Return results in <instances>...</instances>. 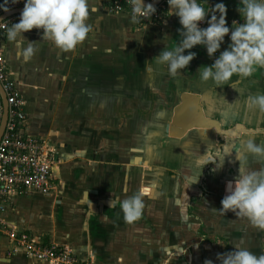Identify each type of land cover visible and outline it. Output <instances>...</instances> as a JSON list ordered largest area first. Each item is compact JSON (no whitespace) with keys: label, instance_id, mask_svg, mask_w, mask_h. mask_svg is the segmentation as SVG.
<instances>
[{"label":"crops","instance_id":"crops-1","mask_svg":"<svg viewBox=\"0 0 264 264\" xmlns=\"http://www.w3.org/2000/svg\"><path fill=\"white\" fill-rule=\"evenodd\" d=\"M215 1L243 22L238 0ZM89 4L95 9L87 21L91 30L71 51L41 41L33 29L24 36L38 42V51L25 63L6 34L0 42L1 59L25 102L29 132L42 136L60 157L55 192L16 199L3 219L82 259L91 255L96 264H171L183 184L201 183L209 160L201 157L225 156L219 170L212 164L206 185L208 191L221 185L226 194V183L238 175L240 140L264 127V114L243 106L247 95L264 93V68L224 86L204 83L197 70L215 56L209 59L195 46V58L181 75L171 76L153 58L178 41L175 16L140 26L126 12L112 13L102 0ZM253 160L248 158V167L259 168ZM137 190L144 191L145 207L139 219L128 222L120 201ZM0 264L48 263L0 236Z\"/></svg>","mask_w":264,"mask_h":264},{"label":"clouds","instance_id":"clouds-1","mask_svg":"<svg viewBox=\"0 0 264 264\" xmlns=\"http://www.w3.org/2000/svg\"><path fill=\"white\" fill-rule=\"evenodd\" d=\"M18 2L20 0H3L0 11L8 12L9 4ZM131 4V20L134 22L156 12L154 5L145 4L144 0H131ZM167 5L169 17L178 19L179 39L174 47H164L153 58L158 68L174 77L181 75L180 70L196 56L190 51L195 46L203 47L209 59L215 56L211 65H202L197 70L199 80L204 83L211 81L220 87L228 84L234 76L248 78L257 68H264V0H238L236 10L243 22L234 20L231 27L227 25V8L223 2L211 7V12L206 11L198 0H167ZM94 10L90 8L89 0H23L18 22L7 27V40L15 44L18 57L25 63L38 51V42L29 41L24 36L33 29L40 33L41 41H50L61 51H71L87 38L91 30L87 21L90 11ZM205 22L207 27H200ZM226 36L228 46L220 51ZM218 52L219 55H215ZM243 106L247 111L264 114V93L247 95ZM246 137L240 140L239 151L235 153L239 161L238 175L226 183L220 208L214 209L222 215L231 212L246 220L253 229L264 230V166L250 168L247 165L249 157L264 162V139L257 142V137L264 138V127L249 130ZM201 158L209 159L214 165L213 171H217L223 166L225 156L220 161H211L206 154ZM143 197L144 191L137 190L120 201L121 211L128 222L141 217L145 207ZM216 261L218 264H264V254L257 255L237 243L231 251L218 253ZM203 264L214 262L205 259Z\"/></svg>","mask_w":264,"mask_h":264},{"label":"built area","instance_id":"built-area-1","mask_svg":"<svg viewBox=\"0 0 264 264\" xmlns=\"http://www.w3.org/2000/svg\"><path fill=\"white\" fill-rule=\"evenodd\" d=\"M112 13L126 12L132 16L131 0H102ZM3 2V0H0ZM206 11L211 12L217 2L215 0H198ZM152 16L139 17L136 24L158 25L167 16V0H161ZM23 9V0L9 4V11ZM8 12L0 11V17ZM20 12L0 21V42L11 23L18 22ZM208 17L205 18V21ZM241 23L238 17H228L227 25L233 21ZM200 27H207L206 22ZM225 42H229L228 36ZM216 55V54H215ZM6 105V121L0 134V236L6 237L14 249H22L30 258L48 264H96L91 255L80 258L76 253L63 245L45 242L40 235L32 231L16 229L4 222L7 208H12L19 198H28L33 194L49 196L59 185L56 170L60 165V157L55 147L51 146L40 135L29 132L25 102L21 92L10 77L5 63L1 59L0 48V128L4 119Z\"/></svg>","mask_w":264,"mask_h":264},{"label":"rangeland","instance_id":"rangeland-1","mask_svg":"<svg viewBox=\"0 0 264 264\" xmlns=\"http://www.w3.org/2000/svg\"><path fill=\"white\" fill-rule=\"evenodd\" d=\"M221 147H224V143H219V148ZM209 162L210 160L207 161ZM252 162L259 167L264 166V162L256 159ZM211 171L212 163H209L205 174L202 175L201 183L183 184V205L179 210L182 211L181 218L178 213L181 224H176V227L179 226L177 230L179 238L178 243L173 245L176 253L172 252L173 255L168 256L171 264H203L205 259H211L214 264H218L217 254L231 251L232 246L237 243H241L257 255L264 254V230L253 229L246 220L235 217L231 212L222 215L214 209L220 208V201L225 194L221 185L208 191L206 178ZM28 197L31 198L32 195ZM191 202H196L192 208ZM176 227L170 231L172 235Z\"/></svg>","mask_w":264,"mask_h":264},{"label":"water","instance_id":"water-1","mask_svg":"<svg viewBox=\"0 0 264 264\" xmlns=\"http://www.w3.org/2000/svg\"><path fill=\"white\" fill-rule=\"evenodd\" d=\"M161 0H144V3L145 4H148V3H152L154 6H156ZM22 9H18L16 11H11V12H8V13H5L3 14L1 17H0V21L5 19L7 16L9 15H12V14H15V13H18V12H21ZM6 112H7V109H6V105L4 104V119H3V122H2V125H1V128H0V134L4 128V125H5V121H6Z\"/></svg>","mask_w":264,"mask_h":264},{"label":"snow or ice","instance_id":"snow-or-ice-1","mask_svg":"<svg viewBox=\"0 0 264 264\" xmlns=\"http://www.w3.org/2000/svg\"><path fill=\"white\" fill-rule=\"evenodd\" d=\"M145 191H147V189H145Z\"/></svg>","mask_w":264,"mask_h":264}]
</instances>
